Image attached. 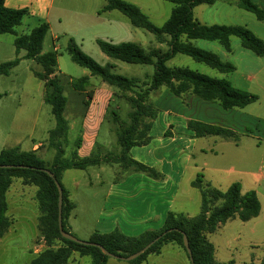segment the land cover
<instances>
[{
	"label": "trees",
	"instance_id": "obj_1",
	"mask_svg": "<svg viewBox=\"0 0 264 264\" xmlns=\"http://www.w3.org/2000/svg\"><path fill=\"white\" fill-rule=\"evenodd\" d=\"M164 1L172 3L174 7L161 26L154 25L139 7L123 0H104V6L100 10L101 14L111 11L119 12L131 25L149 32L158 45L166 47V49L143 48L129 42L115 45L102 40L97 41L100 50L112 59L128 64L152 66L154 71L151 76L127 78L114 74L110 65H99L84 54L73 39H68L66 51L73 63L87 69L91 77H98L103 83L116 89L115 96L125 100L129 111L126 121L121 120L117 111H109V106L104 116V120L115 126L114 135L119 149L115 155H101L94 148L88 156L80 157L78 149L81 147L82 139L78 136L73 143L74 149L67 157L65 145L70 128L64 116L67 105L62 86L64 76L57 68L56 51L42 52L49 25L41 23L30 32L19 35L16 28L21 25L28 11L8 9L4 6L5 0H0V35L14 36L13 44L16 54L13 60L0 64V75H8L21 60H31L37 64L40 70L35 71L34 75L43 83V101L50 107V113L55 122L54 128L48 132L47 139L49 147L54 150V157L50 163L39 157L37 151H23L17 146L0 151V165L28 167L0 168V240L12 225L7 217L6 195L13 179H20L24 186L36 187L35 199L40 212L38 229L45 247L28 264H69L74 253L80 257H88L90 264H106L109 259L97 247L84 246L62 238L58 230V190L53 180L42 170H49L62 188V228L70 233L67 227L68 219L75 205L61 184L64 172L86 170L108 164L117 165L123 173H143L153 179L161 178V174L156 170L129 156L132 147L146 146L151 141L150 129L158 113L150 102L154 92L165 87L177 97L191 93L202 100L216 102L225 110L243 109L257 100L255 95L232 87L224 79L212 78L188 68H171L167 66V62L180 54L220 73H230L235 71L232 64L222 61L213 52L194 46L191 41L217 42L226 52H230L231 38L237 37L241 41V46L257 57H264V42L245 26L205 25L197 21L194 18L193 9L203 4L211 5L214 0ZM236 3L239 8L252 14L258 21H264V9L251 0H236ZM21 50L25 51V54L23 57H18ZM68 84L85 98L84 117L93 97L92 91H87L89 77L70 80ZM188 126L196 136L237 139L233 132L220 127L197 122H189ZM191 184L200 191L201 195L200 212L196 216L187 217L182 213L168 212L162 228L158 231H146L137 237H128L118 230L105 234L95 232L88 241L102 246L114 256L125 258L161 236L147 251L128 263L143 264L149 255L161 254L163 247L168 244L184 251L189 262L183 245V235H186L194 264H234L233 261H216L214 246L208 240V235L213 234L230 220L238 219L241 222H248L256 218L260 213L257 194L254 191L242 194L239 183H233L225 191H220L205 183L200 176Z\"/></svg>",
	"mask_w": 264,
	"mask_h": 264
},
{
	"label": "rangeland",
	"instance_id": "obj_2",
	"mask_svg": "<svg viewBox=\"0 0 264 264\" xmlns=\"http://www.w3.org/2000/svg\"><path fill=\"white\" fill-rule=\"evenodd\" d=\"M132 1L138 3V7L156 26H161L166 21L174 7L172 3L164 0ZM251 1L256 4L258 0ZM114 14L121 16L126 21L120 13L115 12ZM193 15L200 23L205 25L245 26L246 24L248 26L245 27L257 37H261L260 39L264 42V21H258L252 14L239 8L236 0H214L211 5H199L193 10ZM131 28L137 30L140 34L139 37L141 36V38L137 43L143 48L159 47L152 34L142 29ZM27 31L24 30L23 25L16 28L18 34ZM13 40V35H0V64L16 57ZM66 42L67 37L63 35L54 41V45L57 47V68L64 76L62 86L67 99L64 116L70 126L65 150L66 156L69 157L74 149L73 143L80 129L85 98L83 94L73 90L68 81L90 76V73L87 69L73 63L66 51ZM191 43L198 48L215 53L222 61L235 66L236 70L230 73H220L180 54L175 55L168 61L167 66L171 68H188L217 79L228 78L232 81V87H243L240 89L251 91L250 93L253 92L252 94L257 97L254 103L248 105L242 111L246 116H252L253 119H249L247 125L242 122H238L237 125L247 126L248 133H252L259 140L248 139L245 141V138H242L243 146L251 142L252 150H245L244 147L240 149L242 151L239 152L240 157L236 159V169L247 174V178L243 180L242 193L246 189L250 190L253 187H258L259 199L264 208V57H257L252 52L244 49L237 37L232 38L230 52H226L217 42L193 40ZM161 48L166 49L165 46H161ZM53 50L52 39L47 34L43 41L42 52L46 53ZM97 50L98 54L102 56V60L94 54L89 56L101 65L113 64L114 68L111 70L114 73L138 78L153 74L154 69L152 66L126 64L108 57L107 61H104L105 55L99 49ZM24 54L25 51L21 50L18 57ZM39 70L40 67L33 61L22 60L8 75H0V151L16 146L23 151H29L34 143H40L43 146L37 154L50 163L54 157V150L49 147L47 139L48 132L54 128L55 122L50 113V107L43 101V83L34 75V72ZM244 75L253 77L252 83L243 84L241 80L244 81ZM235 80H239L241 83L236 82L235 84ZM90 84L93 85L92 89H94L103 83L100 78L90 76ZM110 88L114 95L112 94L109 111H117L121 120L126 121L129 106L124 99L115 96L116 89ZM90 90V88L87 89V91ZM164 91H167V88L162 87L151 95L150 102L155 108L162 107L165 104V100L160 99ZM184 110L187 111L188 109L185 108ZM99 130L96 149L101 155H115L119 150L114 135L115 126L104 120ZM255 143L258 145H254ZM207 162L212 166L222 168L225 166L220 165L226 164L225 161L218 160L213 156L208 157ZM255 162L256 164H254ZM120 173L117 165H105L102 170L98 167H91L86 170H68L64 172L61 184L69 192L70 199L75 205V209L69 218L71 230L69 227L68 230L77 239L81 241L89 240L90 230L102 218L100 208L105 202L109 187ZM199 176L203 177L202 175L197 177ZM254 183H256V186H254ZM35 193L36 187L24 186L20 179H13L6 195L8 202L7 217L12 225L0 240V264H28L34 258L32 252L35 251L38 254L45 247L38 229L40 212ZM187 209L190 217H194L200 212V208L191 205L187 206ZM102 221L100 220V222ZM253 226L258 232H256V235L250 231ZM260 234L264 235V217L262 216L246 223L238 219L230 220L221 225L213 234L208 235V240L214 246V257L218 262L233 261L234 264H257L258 261L264 259V246L260 242L262 239ZM172 248L179 250L180 257H174L176 251ZM151 260L155 264H189L184 251L173 245L165 246L161 256L153 257ZM69 264H90V259L80 257L77 253H74L69 260ZM108 264L129 263L109 258Z\"/></svg>",
	"mask_w": 264,
	"mask_h": 264
},
{
	"label": "crops",
	"instance_id": "obj_3",
	"mask_svg": "<svg viewBox=\"0 0 264 264\" xmlns=\"http://www.w3.org/2000/svg\"><path fill=\"white\" fill-rule=\"evenodd\" d=\"M123 1L139 6L132 0ZM256 4L264 8V0H258ZM4 6L12 10L26 9L28 11L21 22L24 30L28 31L21 34L30 32L41 23H47L49 25L47 34L52 39L53 51L57 50L54 41L63 35L67 37V42L69 38L73 39L84 54L87 56L94 54L100 60H102V56L98 54L97 49L100 50L97 44L98 40L115 45L126 42L140 45L137 43L141 38V36L139 37L140 34L131 28L136 29V27L121 16L114 14L117 11L100 13L104 6V0H5ZM245 26L248 25L245 24ZM161 46L159 45V47ZM107 57L105 55L103 60L107 61ZM106 65L114 68L113 64L101 66ZM88 77V88L91 89L93 97L84 117L81 116L78 132V136H81L82 139L81 147L78 149L80 157L89 155L92 149L97 148L99 129L104 122V116L112 101L113 94L111 88L103 82V84L92 89L90 76ZM223 79L232 85L230 79ZM243 79L244 81L241 80V82L247 85L253 81V77L247 75H244ZM236 82L241 83L239 80H235V84ZM240 88L243 87L236 89L242 90ZM167 91L162 92L160 97V99L165 100V104L156 108L158 113L150 129V143L142 147H132L129 151V156L133 160L153 168L161 174V178L153 179L143 173H123L119 168L121 173L112 182L105 202L100 208L102 218L90 230V236L95 232L105 234L118 230L128 237H137L146 231L160 230L168 212L182 213L190 217L187 206L200 208L201 205L200 191L191 184L198 175H202L201 179L205 183L220 191L228 189L233 183H239L242 193L243 180L247 178V174L236 169V159L240 157L241 148L252 150L251 142L243 146L242 138H245V141L248 139L259 140L252 133H248L247 126L237 125L238 122L247 125L249 119H253L252 116H246L242 112L247 106L243 109L225 110L218 103L202 100L191 93L177 97L168 89ZM183 107L188 110H184ZM189 122L230 130L237 136V139H224L219 136H196L195 132L189 128ZM42 146L43 144L34 143L29 151H37L38 153ZM211 156L225 161V165H220L225 167L210 165L207 159ZM105 165L108 164H103L98 168L102 170ZM254 184L256 186V183ZM257 188L246 189L242 193L254 191L260 202L259 215L250 221L261 216L264 217V208L259 199ZM100 220L103 221L100 222ZM67 227L71 230L69 219ZM250 231L254 235L258 233L254 226ZM260 242L264 246V235H262ZM172 249L176 251L174 257H180L179 250ZM32 253L34 256L37 254L35 251ZM161 254L149 255L143 264H155L151 259L160 257ZM257 264H264V259L258 261Z\"/></svg>",
	"mask_w": 264,
	"mask_h": 264
},
{
	"label": "water",
	"instance_id": "obj_4",
	"mask_svg": "<svg viewBox=\"0 0 264 264\" xmlns=\"http://www.w3.org/2000/svg\"><path fill=\"white\" fill-rule=\"evenodd\" d=\"M0 168L11 169V168H28V167L0 165ZM42 171L44 173H46L53 180V182L55 183V186L58 190V230H59L62 238L69 240V241H72V242H75L77 244L84 245V246L97 247L98 249H100L102 254H104L105 256H107L109 258L125 261V262H130V261L135 260L140 255H142L145 251H147L155 242H157L160 239L161 236H158L153 241H151L149 244H147L144 248H142L141 250H139L135 254H132V255L125 257V258L117 257V256L110 254L105 248H103L102 246H100L98 244L91 243L89 241H81V240L77 239L76 237L72 236L70 233L65 232L62 228V202H63L62 196H63V192H62V188H61L60 184L58 183V181L55 179L54 175L49 170H42ZM183 245H184L186 252L188 254L190 264H194V261L192 258V253H191L186 235H183Z\"/></svg>",
	"mask_w": 264,
	"mask_h": 264
}]
</instances>
